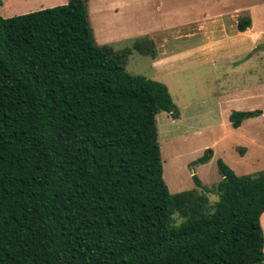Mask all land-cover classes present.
<instances>
[{
    "label": "trees",
    "instance_id": "16d2710c",
    "mask_svg": "<svg viewBox=\"0 0 264 264\" xmlns=\"http://www.w3.org/2000/svg\"><path fill=\"white\" fill-rule=\"evenodd\" d=\"M129 52L95 44L86 0L0 18V264H264V170L218 160L213 203L195 175L169 194L154 118L178 111L162 84L124 71Z\"/></svg>",
    "mask_w": 264,
    "mask_h": 264
},
{
    "label": "rangeland",
    "instance_id": "374dc122",
    "mask_svg": "<svg viewBox=\"0 0 264 264\" xmlns=\"http://www.w3.org/2000/svg\"><path fill=\"white\" fill-rule=\"evenodd\" d=\"M31 1L32 11H27L20 2L1 0L0 18L38 11L40 4L48 9L65 3L44 0L36 6ZM86 10L95 44L114 54L130 49L124 71L162 84L178 111L177 119L163 112L154 118L161 176L169 194L195 189V175L197 190H209L206 195L213 203L218 160L236 176L264 170V115L243 121L237 129L227 121L232 111H264V85L253 93L248 72L259 49L248 52L249 36L235 30L239 18L249 17L255 33L262 34L259 46L264 45V0H86ZM135 39L151 41L152 55L131 50ZM259 75L264 76L263 67ZM207 149L210 159L194 165Z\"/></svg>",
    "mask_w": 264,
    "mask_h": 264
},
{
    "label": "crops",
    "instance_id": "0c3cea01",
    "mask_svg": "<svg viewBox=\"0 0 264 264\" xmlns=\"http://www.w3.org/2000/svg\"><path fill=\"white\" fill-rule=\"evenodd\" d=\"M43 1L44 0H36V2H35L36 6H37V4H40ZM49 1H52V0H49ZM14 2L15 3L20 2V3H22V6L25 8V10L32 11V8L30 9V6L33 3L31 0H2V4H8V5H13ZM42 8H43V6L40 4L37 9L42 10ZM10 10L17 11L15 9H10ZM236 13H240V12H236ZM239 19H241V18H239ZM249 20H250V25L248 28L245 29L244 32H241V33L238 31H236V32H238L240 34L245 33L247 36H249V38L248 37L247 38L250 40L251 47L249 48L248 52H254L256 47L259 49L256 54H252V58L250 59L251 64L248 68V72H249V74L253 75V80H254V83L252 84V92L253 93H259L260 88H261L260 86L264 85V76L260 77V75H259L262 67L264 70V45L259 46L260 42L258 41V38H260L262 36V34L260 35L258 33H255V23L250 18H249ZM237 21H236V24H237ZM236 24H235V30H236ZM248 32H250V34H248ZM237 35H239V34H237ZM258 111H261L262 113H264L263 110H258ZM260 116H262V115H260ZM259 224H260V227L262 230V235H263V240H264V212L259 217ZM262 254L264 257V244H263V248H262Z\"/></svg>",
    "mask_w": 264,
    "mask_h": 264
}]
</instances>
